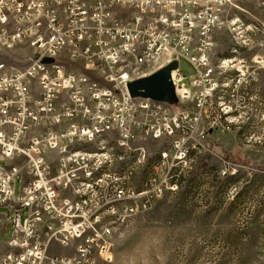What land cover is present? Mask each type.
<instances>
[{"label":"built area","instance_id":"built-area-1","mask_svg":"<svg viewBox=\"0 0 264 264\" xmlns=\"http://www.w3.org/2000/svg\"><path fill=\"white\" fill-rule=\"evenodd\" d=\"M228 2L0 0V264H111L115 233L190 187L216 133L264 166V23ZM173 61L175 104L129 95Z\"/></svg>","mask_w":264,"mask_h":264},{"label":"rangeland","instance_id":"rangeland-1","mask_svg":"<svg viewBox=\"0 0 264 264\" xmlns=\"http://www.w3.org/2000/svg\"><path fill=\"white\" fill-rule=\"evenodd\" d=\"M236 16L264 23V0H229L224 17ZM229 39L224 29L217 31L216 52L226 53ZM179 70L186 82L193 74L184 60ZM222 139L225 144L216 136L206 139L210 147L194 164L190 187L176 195L165 194L126 230L115 233L111 264H264L262 158L248 149L231 148L227 143L232 138ZM219 156L246 169L220 178ZM18 185L17 180L16 193Z\"/></svg>","mask_w":264,"mask_h":264},{"label":"water","instance_id":"water-1","mask_svg":"<svg viewBox=\"0 0 264 264\" xmlns=\"http://www.w3.org/2000/svg\"><path fill=\"white\" fill-rule=\"evenodd\" d=\"M50 61L49 59L44 60ZM177 67V62L173 61L154 73L128 82L127 90L129 95L134 97L149 98L155 101H161L168 104H175V92L170 80V72Z\"/></svg>","mask_w":264,"mask_h":264},{"label":"crops","instance_id":"crops-1","mask_svg":"<svg viewBox=\"0 0 264 264\" xmlns=\"http://www.w3.org/2000/svg\"><path fill=\"white\" fill-rule=\"evenodd\" d=\"M215 136L217 137V139H219L220 140V142H222V143H226V141H224V139H222V137L223 136H227V137H229V139L231 140V138H230V135H222L221 133H216L215 134ZM222 139V140H221ZM229 146H231V148L234 146V144L232 143V141L230 142V143H227Z\"/></svg>","mask_w":264,"mask_h":264}]
</instances>
